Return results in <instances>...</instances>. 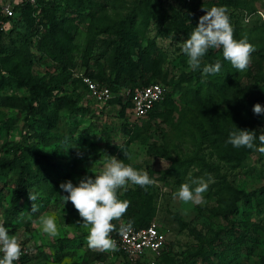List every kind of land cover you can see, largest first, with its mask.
I'll use <instances>...</instances> for the list:
<instances>
[{"label": "rangeland", "instance_id": "rangeland-1", "mask_svg": "<svg viewBox=\"0 0 264 264\" xmlns=\"http://www.w3.org/2000/svg\"><path fill=\"white\" fill-rule=\"evenodd\" d=\"M212 7L227 9L234 39L247 37L264 43L258 18L264 19V0H214ZM205 14L203 8L189 11L184 0H43L26 9L16 7V14L0 23V47L8 53L1 55H7L6 64L21 74L43 76L47 88L70 95L75 103V111L65 107L58 112L50 138L43 140L36 136L38 117L24 106L29 90L13 81L0 84L1 155L9 157L15 145H33L44 155L40 162L25 160L22 210L6 226L10 235L32 251L24 264H127L119 249L99 252L88 248V230L82 227L72 203L63 205L62 196L68 194L59 187L68 180L77 185L86 175L94 177L103 170L107 155L147 171L155 180L148 186L153 197L151 222H157L166 234L164 247L152 254L155 264H264V193L257 191L264 185V153L258 151L264 145L233 147L215 128L216 123L231 120L229 106L239 103L251 114L242 125L254 122L264 131V115L253 112L255 104L264 106V57L251 59L249 67L238 72L223 58L222 49H209L201 68L193 71L181 44ZM170 21L174 28L167 32ZM51 22L59 25L54 40L45 36ZM126 23L144 27V35L140 31L137 40L142 46L153 41L156 47L142 60L134 54L139 74L169 89L159 106L161 113L141 118L136 137L130 140L125 125L133 118L123 108L125 101L96 99L82 76L110 83L94 74L99 64L109 71L112 43L118 39L112 31ZM217 60L222 65L220 72L203 75V66ZM227 73L234 87L226 83ZM124 86L115 83L116 96L124 94ZM200 87L207 91H202L205 98L197 104L194 91L186 90ZM151 145L165 152L151 153ZM19 175V168L0 161L2 225ZM198 178L206 182L211 178L202 194L205 203H184L174 196L181 184L194 189L191 181ZM135 186L129 183L127 187ZM28 191L37 194L36 212H32ZM251 191L255 193L249 200L242 197V192ZM41 215L56 218L57 236L42 232ZM214 249L222 255L213 254Z\"/></svg>", "mask_w": 264, "mask_h": 264}, {"label": "clouds", "instance_id": "clouds-1", "mask_svg": "<svg viewBox=\"0 0 264 264\" xmlns=\"http://www.w3.org/2000/svg\"><path fill=\"white\" fill-rule=\"evenodd\" d=\"M181 48L188 57L187 64L193 71L201 68L202 58L209 49H222L223 58L229 61L238 72L245 71L249 67L251 53L255 51L247 37L240 40L234 39V29L227 9L224 7L206 9V14L199 18L198 25L182 42ZM221 67L220 60L214 64H205L202 74L216 75ZM253 112L256 115H264V106L259 103L255 104ZM257 139L264 145V134L257 137L256 131L238 129L230 132L227 143L236 148L256 149L254 141ZM122 151L126 158H131L127 151ZM258 151L264 153V147H260ZM209 182L211 178L208 182L203 178L193 179L191 184L196 185L194 189L188 183L181 184L174 196L184 203L203 204L206 201L202 194L207 191ZM129 183L145 188L155 184V180L149 177L147 171H138L131 165L125 164L123 160L107 155L103 170L94 174V177L86 175L77 185H74L71 180L59 185L68 194L62 196L63 205L70 201L82 220V227L88 230L87 246L89 249L99 252L118 251L116 240L111 238V233L116 231L113 221L121 220L130 206V201L120 200L117 193L120 189L127 191ZM28 195L32 201V212L38 211L35 203L37 194L28 191ZM39 223L44 234L50 237L58 235L54 216L41 215ZM77 223L81 224L80 221ZM132 224V221L121 223L119 233L130 232ZM0 253H3L0 264H13L22 255L21 243L17 236L10 235L8 229L2 224H0Z\"/></svg>", "mask_w": 264, "mask_h": 264}, {"label": "trees", "instance_id": "trees-1", "mask_svg": "<svg viewBox=\"0 0 264 264\" xmlns=\"http://www.w3.org/2000/svg\"><path fill=\"white\" fill-rule=\"evenodd\" d=\"M43 0H39L40 5ZM185 4L188 5V10H196L199 8H203L204 11L209 10L210 7L214 6V0H193L191 2H188L187 0H184ZM29 5L28 3H23L20 6L21 8H27ZM250 11L249 13H251ZM11 17V16H10ZM10 17L2 15L0 17V20H6ZM261 21L260 23V32H264V19L261 17H258ZM51 26L49 27L47 34L45 36H50L52 40H54V34L59 29V25L51 22ZM131 25L128 23L125 24V26L121 25L117 27L116 29H113V33L116 34L118 37L117 40H115L113 44V53L110 57L109 61V71L107 72L106 68L101 67L102 64H99L98 72H96L94 75L100 77L102 81H109L110 83L107 84L110 86L111 90L113 91L112 87L115 86V83L125 85V88H132L134 86H143L150 84L152 82L156 81H150L145 78L143 73L138 72V62L134 60V54L139 55V57L142 59L150 57L153 52H155L156 47H154V42L152 41L151 45H144L137 40V35L141 31V34L144 35V27L140 29V27H130ZM172 28H174L173 21H170L169 25L167 26L166 30L169 32ZM56 30V32H54ZM260 38L263 39L261 36ZM249 43H251L254 46L255 51L251 53V59L257 60L258 56L264 57V53H261L264 49L261 48V45L264 43H256L254 41L248 40ZM264 47V46H262ZM2 53H6V50L0 47V84H10V82H16L19 86H25L29 90V101L24 104L26 109L29 113L35 114V116L38 117V131H36V136H38L40 139L48 140L50 138V128L54 126L56 121L58 120V112L67 107L70 109V111H75V103L74 99L68 95V94H59L56 93L48 86L46 87L44 83L43 76L39 74H33L32 72L21 74L17 70H15L14 66H9L6 64V59L8 53L1 55ZM149 60V59H147ZM71 61V60H70ZM69 60L66 62L67 65H71V62ZM64 64V67H67V65ZM4 71H7L8 74L5 76L3 75ZM112 75L115 77L112 78ZM226 83L228 85H232V79L230 77V73L226 74ZM112 83V84H111ZM127 86V87H126ZM167 87V85H165ZM235 85H232L234 87ZM168 88V87H167ZM186 91H194V98L196 100V103L199 104L202 102V100L205 98L202 95V91H207L204 89V87L200 88H194V89H187ZM114 92V91H113ZM169 95V89L167 90V93L163 100L157 102L146 114V116H155L159 115L161 112L159 111V106L161 103L168 97ZM118 98V100H124L126 105L123 106V108L128 109L131 106V97L130 95H122V96H116L114 95L113 98ZM124 103V104H125ZM230 111L232 113L231 120L229 118L225 119L223 123H216L215 128L218 133H220L223 138L228 139L229 134L232 131L236 130H250V131H256L257 137L260 134H264V131L259 129L254 122H251V124H243V120L248 119V116L250 112L246 110L244 104L241 105L239 103H231ZM244 114V115H242ZM242 115V116H241ZM145 116V117H146ZM242 117V118H241ZM139 122V121H138ZM219 122V121H218ZM137 126L138 123L134 122L132 125H130V122L127 119V123L125 125V130L129 135V140L136 137L137 133ZM255 144H260V141L257 139L254 141ZM27 146V145H26ZM21 146V145H15L13 147V152L9 157H3L0 156V161H3V163L7 166L11 167H17L19 168V177L17 180V183L15 185V188L12 191L11 196V206L6 209V215L5 220L3 222V226H7L10 224L11 217H16L18 212L22 210L21 206L19 205L21 198L23 194L26 192V183H27V177L23 173V170L25 168V160L28 158H34L37 162H40L41 157L44 155L39 153L37 149L33 147V145L29 146ZM2 149L0 148V152ZM9 150L10 149H6ZM149 151L151 153L156 154H163L165 151L156 145H151L149 147ZM47 179V178H46ZM258 192L264 193V185L259 187L257 190ZM52 192V191H50ZM255 192L251 191L249 193L242 192L241 195L243 198H246V200L250 199V196H252ZM118 198L120 200H128L130 201V206L127 209L126 213L123 215L120 221H113V224L116 226V231H113L112 234L119 235V228L121 223H127L128 221H132V226L134 227H144L148 226L151 223V217L153 214L152 210V193L149 190V187L146 186L145 188L140 187L139 185H136L135 187H127V191L118 190ZM213 254L217 256L222 255V251H215V249L212 251ZM3 257V253H0V258ZM25 257H22L20 263H16L15 261L13 264H24ZM127 264H133L130 262L125 261ZM141 263V262H138ZM134 263V264H138Z\"/></svg>", "mask_w": 264, "mask_h": 264}, {"label": "built area", "instance_id": "built-area-1", "mask_svg": "<svg viewBox=\"0 0 264 264\" xmlns=\"http://www.w3.org/2000/svg\"><path fill=\"white\" fill-rule=\"evenodd\" d=\"M187 1L191 2L193 0ZM23 3L37 6L39 0H4L0 3V12L7 17L14 16L16 14V7ZM261 14L263 15V13ZM251 15L252 13H248L246 19L249 20L248 18H250ZM0 23L5 24V21L2 19ZM82 76L90 94L96 99L107 101L114 97L115 93L111 90L109 85L101 84L89 76ZM167 90L168 88L160 82H152L143 86L137 85L132 88H126L124 95H130L131 97V106L128 112L133 120L129 119L130 125L145 117L157 102L163 100ZM111 238L116 240L118 249L124 255L125 261L133 264L138 262L143 263L145 260H148L150 264H155V259L152 258V254L160 251L166 242L165 232L155 221H152L148 226L144 227L132 226L130 232H125L118 236L111 233ZM21 248L22 255L18 261H15L16 263H20L22 257H29L32 253L31 249L27 246L21 245Z\"/></svg>", "mask_w": 264, "mask_h": 264}, {"label": "crops", "instance_id": "crops-1", "mask_svg": "<svg viewBox=\"0 0 264 264\" xmlns=\"http://www.w3.org/2000/svg\"><path fill=\"white\" fill-rule=\"evenodd\" d=\"M128 109H129V108H128ZM128 109H127V110H128ZM128 115H129V112H128Z\"/></svg>", "mask_w": 264, "mask_h": 264}]
</instances>
